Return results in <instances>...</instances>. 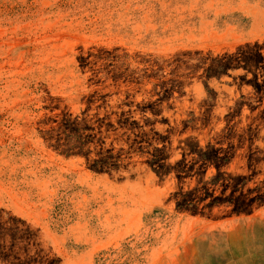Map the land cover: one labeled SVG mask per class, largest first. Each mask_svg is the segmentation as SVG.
I'll use <instances>...</instances> for the list:
<instances>
[{"label": "rangeland", "instance_id": "rangeland-1", "mask_svg": "<svg viewBox=\"0 0 264 264\" xmlns=\"http://www.w3.org/2000/svg\"><path fill=\"white\" fill-rule=\"evenodd\" d=\"M216 248L264 264V0H0V264Z\"/></svg>", "mask_w": 264, "mask_h": 264}, {"label": "crops", "instance_id": "crops-1", "mask_svg": "<svg viewBox=\"0 0 264 264\" xmlns=\"http://www.w3.org/2000/svg\"><path fill=\"white\" fill-rule=\"evenodd\" d=\"M216 252L213 254H211L213 263L211 262V257H210V262L211 264H257L258 258L254 259V257H248V256H244V257H233V256H229L227 254H225L224 249H215Z\"/></svg>", "mask_w": 264, "mask_h": 264}]
</instances>
